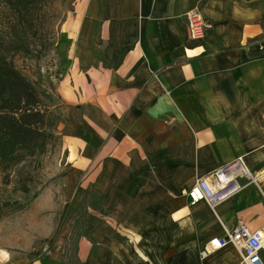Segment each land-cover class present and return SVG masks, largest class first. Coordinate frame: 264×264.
I'll return each mask as SVG.
<instances>
[{"label":"crops","instance_id":"1","mask_svg":"<svg viewBox=\"0 0 264 264\" xmlns=\"http://www.w3.org/2000/svg\"><path fill=\"white\" fill-rule=\"evenodd\" d=\"M77 9L61 33L57 89L66 119L59 174L73 202H57L66 223L46 253L29 241L35 223L48 231L46 205L31 204L25 226L12 224L0 241L11 254L3 264H67L71 227L60 212L71 206L95 218L75 264H240L232 245L201 251L237 221L264 226V0H80ZM196 10L209 24L198 40L186 20ZM239 157L256 182L217 215L205 201L190 204L198 179ZM178 224L182 248L164 257L142 247L159 225L177 244Z\"/></svg>","mask_w":264,"mask_h":264},{"label":"rangeland","instance_id":"2","mask_svg":"<svg viewBox=\"0 0 264 264\" xmlns=\"http://www.w3.org/2000/svg\"><path fill=\"white\" fill-rule=\"evenodd\" d=\"M79 1L44 0L35 7H31L30 12L24 9L19 12L20 9H16L4 0H0V41L3 44V46L1 45L2 49L13 59L16 67L39 90L46 94L45 104H50L58 110V114H61L60 123H58V127L54 132L55 137L50 140L44 153L26 159L6 175L0 174V241L1 239H9L11 235L9 228L12 224L14 226H25L24 216L22 215H25L31 204L44 202L47 209L44 211V215L51 222L48 224V231L46 230V223H35L34 226L38 228H34V237L29 238V241L32 240L35 247H41L44 253L52 250L57 241L58 230L66 223L64 217L60 221L58 220L60 216L57 213V202H73L72 196L69 197L68 194L63 192L59 174L61 165L64 167L66 154L61 129L62 124H66V119L64 101L57 89L60 81L63 80L64 73L62 68L64 55L61 54V45L64 47V43L61 42V33L70 24L78 21L77 6ZM92 1L94 6L105 8L108 0H84L86 5ZM23 11L28 14H24ZM186 20L188 24V16H186ZM24 46H28L26 51H15V48H25ZM87 199L89 200V198ZM64 211H66L65 220L70 223L68 226L71 227V237L67 240L65 246L67 247V264H75L73 256L77 244L82 237L89 236L91 231H94L92 227L95 225V218L90 215L88 206L63 207L60 213ZM11 221H14V223ZM159 226L161 228L160 233H152L141 241L142 247H145L147 251H154L158 255L162 253L165 257V253L168 254L169 251L173 250L172 248L180 249L186 245L188 240L180 237V225L178 226L177 244L174 243V238H169L164 233L165 225ZM43 231L44 233L47 232L48 238L43 237L40 239L37 237ZM8 254L11 256L10 252ZM8 259H3L0 256V264Z\"/></svg>","mask_w":264,"mask_h":264},{"label":"trees","instance_id":"3","mask_svg":"<svg viewBox=\"0 0 264 264\" xmlns=\"http://www.w3.org/2000/svg\"><path fill=\"white\" fill-rule=\"evenodd\" d=\"M4 1L19 12H30L31 7L44 0ZM0 43V174L6 175L26 159L47 150L61 114L45 104L46 94L16 67ZM24 47L15 51H26L28 46Z\"/></svg>","mask_w":264,"mask_h":264},{"label":"built area","instance_id":"4","mask_svg":"<svg viewBox=\"0 0 264 264\" xmlns=\"http://www.w3.org/2000/svg\"><path fill=\"white\" fill-rule=\"evenodd\" d=\"M187 16L191 38L202 39L209 24L198 10L189 12ZM210 176L198 179L187 195L191 205L205 201L216 215L219 205L233 198L245 184L256 182L243 157L218 168ZM241 179L246 180V183H242ZM228 245L240 253V264H264V226L250 230L243 222L237 221L232 228L225 229L224 236L212 238L209 246L201 251V257L205 258Z\"/></svg>","mask_w":264,"mask_h":264},{"label":"bare ground","instance_id":"5","mask_svg":"<svg viewBox=\"0 0 264 264\" xmlns=\"http://www.w3.org/2000/svg\"><path fill=\"white\" fill-rule=\"evenodd\" d=\"M1 253H7V258H4L2 255H0V256H2V257H3V259H8V257H9V254H8V252H7V251H4V250H2V251H1Z\"/></svg>","mask_w":264,"mask_h":264},{"label":"clouds","instance_id":"6","mask_svg":"<svg viewBox=\"0 0 264 264\" xmlns=\"http://www.w3.org/2000/svg\"><path fill=\"white\" fill-rule=\"evenodd\" d=\"M4 258H7V253H0Z\"/></svg>","mask_w":264,"mask_h":264}]
</instances>
